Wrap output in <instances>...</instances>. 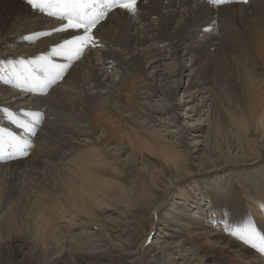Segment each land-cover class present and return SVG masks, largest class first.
<instances>
[{
	"label": "bare ground",
	"instance_id": "1",
	"mask_svg": "<svg viewBox=\"0 0 264 264\" xmlns=\"http://www.w3.org/2000/svg\"><path fill=\"white\" fill-rule=\"evenodd\" d=\"M136 8L135 15L122 9L109 13L94 30L95 46L85 47L78 59L69 61L71 53L52 56V50L82 32H52L64 21L34 11L27 0H0V68L19 67V60L39 57H50L57 65L71 64L47 95L0 80V129L28 136L9 121L5 108L21 121L29 119L25 113L41 112L37 135L28 138L33 143H49L0 165V213L7 215L5 223L10 220V232L4 237L0 231V241L7 240L13 250L15 242L30 246L32 255L39 247L45 264H57L64 257L81 264L83 256H97L94 252L103 249H119L133 264H149L150 258L140 259L139 250H129L130 239L123 240L124 246L111 238L108 230L118 223L105 227V220L90 213L94 205H100V197L133 205V190L105 179L99 171L116 163L123 171L137 168L130 150L122 153H128V161L118 153L110 154L108 148L116 140L137 151L169 152L163 157V167L172 163L170 170L179 174V180L232 165L238 186L229 187L227 179L216 178L209 192L217 209L212 211L218 213L215 220L221 219L229 229L247 221L242 214L243 196L254 202L258 213L264 211L260 207L264 203V90L257 84L264 81V0L221 7L200 0H137ZM38 31L52 34L34 41L23 38ZM178 94L184 100L186 119L192 120L189 127L181 125ZM159 97H164V107L153 106V98ZM168 115L169 122L164 119ZM174 123L182 126L180 142L168 140L177 136ZM190 135L194 145L188 146L185 141ZM79 139L86 142L85 147H80ZM54 149L70 157V164L44 161ZM204 159L199 166L191 165ZM179 164H190L192 173L183 176L176 168ZM148 184L167 195L175 186L173 180L161 181L159 186ZM180 194L182 202L174 210L188 221L182 232L189 238L180 245L159 240L151 264H260L253 261L258 258L249 247L194 219L198 215L189 214L192 197ZM155 199L148 206L137 205L138 211L161 213L165 201L158 207ZM138 211L119 214L126 222L135 221ZM14 213L19 216L13 218ZM199 219L204 220L202 215ZM260 225L264 233V223ZM12 253L16 256V251Z\"/></svg>",
	"mask_w": 264,
	"mask_h": 264
},
{
	"label": "rangeland",
	"instance_id": "2",
	"mask_svg": "<svg viewBox=\"0 0 264 264\" xmlns=\"http://www.w3.org/2000/svg\"><path fill=\"white\" fill-rule=\"evenodd\" d=\"M182 83L184 84L187 83V80L183 79ZM257 84L259 87H261V89L264 90V81L263 83L258 82ZM163 90L164 88L162 89V91ZM176 102L182 105V108H181L182 110L179 111V116L182 117L181 125L182 126L184 125L185 127H189L192 120L190 121L191 118L186 119V116H188V114L186 113V107H183L184 100L182 99L181 94H178L176 98ZM165 103L166 102L164 101V97L153 98L152 100L153 106L157 105L158 107H164L163 104ZM183 116L185 117L186 120L183 119L184 118ZM164 119H166L167 122L172 120L170 116L164 117ZM184 120L187 121L188 123H185ZM111 122L115 124V119L112 118ZM178 124L174 123L172 126L173 130L177 133L176 137L174 138H172V136H170L171 138L169 137L168 140H171L172 142H180L184 138V136L180 134L182 126L179 127ZM193 139H194L193 135L192 136L190 135L187 137V141L185 142L187 143L188 146L194 145ZM77 143H79L80 147L82 148L86 146V142L83 139H79ZM47 144L49 143L36 142V143H33L32 148L35 149V146H43ZM32 148L29 150V152L33 151ZM125 150H130L133 156L135 154L136 163H134L133 165L136 164V167H137L136 169H134L133 171H130V170L123 171L122 166L119 163L118 164L116 163L115 165H111V166L109 165L102 166L100 167L99 171L101 173V176L104 177L105 179L118 183L119 185H122L125 189H128L129 191L133 190V198H132L133 205L129 206L128 203L118 200L120 203L119 205L118 201H114L113 199H111L110 202H108L107 198L100 197L98 201L100 205H94L93 206L94 209L93 207L90 209V213L97 220L103 219L107 222L105 227L109 228V226H111L112 224H115V222L116 224L117 223L119 224V225H115L114 230H113V227H111V229L108 230L111 238H113L114 240H119L121 245L124 244L123 243L125 242L123 241L124 239H130L131 246L129 247V250L132 252L139 250L140 259H142L145 256L147 257V261H148V259L150 258L149 264H151V257L152 255H154L153 251H154V248L157 246L159 240L160 241L163 240L166 242L173 241L172 243H175L176 245H180L181 243H183V241L189 238V234H186L185 231L182 232V230L187 227L184 225H188L187 223L188 221L186 222L185 218L180 217L179 216L180 213L177 210H174V208L178 207V203L182 202V197L180 193H182V195L185 193H188L190 194V197H192V200L189 203L191 204L189 208V214L192 213V215L193 214L198 215V217L194 219L199 220V222H201L202 224L212 225L213 232L220 231L221 234L227 239L235 240L239 244L249 247L251 249V252L254 253V257L258 258V259H254V260L252 259V260L254 262H259L260 264H264V254H260L254 248L242 242L238 237L231 235V232L233 229H229L230 227L224 224V222L221 219H219L221 221H219L218 219L215 220L218 213L215 212L217 214L216 215L212 211L215 208L212 205L211 196L209 195V192L211 190V184L213 183V181L216 178H219L220 180L227 179L230 183L228 185L229 187L238 186L239 184L235 177V173H233L234 167H232V165L222 168L221 170H218L215 172L209 170L205 173L194 174V175L189 176L188 178H183L179 180L178 179L179 174H177V172L174 169L170 170L171 166L173 165L172 163L168 165V168L163 167L162 162L166 164L163 157H167L169 152L168 154L164 152L165 155H161V154H155L152 152H147L146 150L137 151L133 146L132 147L129 146L127 142H126V146H122L119 140H116L115 142H113L108 148V151H110V154L118 153L117 155H119L120 159H124L128 161L129 159L128 153L122 154ZM109 156L110 158L112 157V155H109ZM203 156H204V153H201L200 158ZM223 158L228 159L230 157L223 156ZM251 158H254V157L251 156ZM69 159L70 157L64 158V155L58 149H54V153L52 157L48 159H44V161L49 162L50 160V162L57 163V162H67L69 161ZM206 160L207 159H204L202 161H192L191 165L199 166ZM261 163H264V158L261 160ZM68 164H70V162L66 163V165ZM0 165H4V162H0ZM191 165L185 164L184 166L181 167V164H179L176 166V168L178 172L182 173V175L184 176L186 175L187 171L192 173L193 169ZM145 174L148 175L149 177L145 178ZM144 178L145 180L149 179L148 181H150L151 185L154 184L158 186L161 185V181H163L164 183H168V182H171V180H173L172 185H175V186L172 188V191L170 192L169 195H167V193L165 192L161 193L160 190H157L155 192V190L150 188L148 181L147 180L145 181ZM220 182H222V180ZM169 188H171V186ZM154 197H156L155 201H157L158 207L161 205L162 202L165 201L164 204L162 205V208L159 209L161 213H155L157 212V209H152L146 214L144 212L138 211V208L136 207L137 205L138 206H141V205L148 206V204L150 203L152 204V199ZM201 202L204 203L203 206H201ZM107 204H110L109 205L110 207H107ZM242 204L245 210L244 212H242V214L244 216L246 215L245 217L247 220L251 219L256 224L257 231L262 232V230L260 229V226H261L260 224L264 223V211L258 213L256 210L257 207L253 205L254 202L248 199L247 196H243ZM104 205H106V207ZM98 206L100 207L98 208ZM133 209H136L139 212V215L137 214L138 218L135 221L132 220V221L126 222V220H124L125 218L123 216L121 217L122 214H119V213H122L123 211L131 213ZM202 212L204 213V215L202 214ZM132 215L133 214H131V216ZM201 215L204 220L199 219V216ZM18 216H19L18 213H14L13 218H16ZM6 220H7V215L0 213V231H2V236L4 237H5V234L10 232L9 230L10 220L5 223ZM68 220H69V217L66 218V220L64 221V223H62V225H65V223ZM177 224H181L183 226H177ZM223 225H226L227 227ZM146 226L147 228L145 229ZM189 229L192 231H195L193 229V226H191ZM94 230L96 231L97 228H94ZM200 232L207 233L209 231L200 230ZM120 238H123V239L120 240ZM144 241H146V245L144 244L141 246V244ZM227 242L228 241L226 240V243ZM8 244L11 245V243H9L7 240L0 241V264H45L44 263L45 257H42L40 253L41 249L39 247H38V253L35 255H32L30 246L22 247L20 246V242H15L14 244L16 246L14 245V250H13ZM149 246H151V248L146 253H144L145 248ZM12 251L14 252L16 251V256L13 255ZM94 253H97L98 257L97 256H93V257L83 256L81 264H133V262L131 261L132 259H130V257L127 254L123 253L119 249H113V250L103 249L102 251H98V252L95 251ZM47 257L48 259L52 258V256H47ZM238 259H241V258H238ZM55 263L57 264H79V263L70 262V260L68 262V259H66V257L62 259H58ZM135 264H143V263H141L140 261H137V263Z\"/></svg>",
	"mask_w": 264,
	"mask_h": 264
},
{
	"label": "snow or ice",
	"instance_id": "3",
	"mask_svg": "<svg viewBox=\"0 0 264 264\" xmlns=\"http://www.w3.org/2000/svg\"><path fill=\"white\" fill-rule=\"evenodd\" d=\"M137 0H27V3L34 11L64 21L58 28H53L52 32H64L76 30L82 35H76L71 40H65L59 45V49L52 50V56H67L69 61L78 59L83 49L89 45L95 46V33L98 25L104 21L109 13L114 9H122L135 15ZM233 2V0H205L210 7H219ZM247 3V0H242ZM204 31H211L205 28ZM52 32L38 31L32 35L23 37L25 40L49 36ZM19 67L10 64L7 68H0V80L6 84H15L16 87L24 88L26 91L47 95L48 90L64 79L71 64L57 65L50 57H39L35 61L19 60ZM5 116L13 124L23 129L28 136L37 135V126L43 120V113L28 112L25 116L28 120L21 121L17 116L4 110ZM26 137H20L9 131L7 128L0 129V162L14 159L17 156L28 155L33 146V141ZM264 208V203L260 205ZM231 235L238 237L242 242L264 254V233L257 231L256 224L247 220L241 227L232 230Z\"/></svg>",
	"mask_w": 264,
	"mask_h": 264
}]
</instances>
